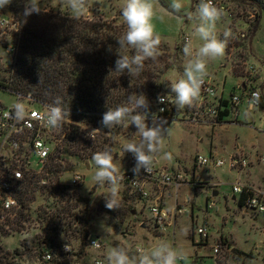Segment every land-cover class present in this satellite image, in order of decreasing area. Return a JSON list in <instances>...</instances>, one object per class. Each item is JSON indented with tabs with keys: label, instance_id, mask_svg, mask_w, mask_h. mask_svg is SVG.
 <instances>
[{
	"label": "built area",
	"instance_id": "built-area-1",
	"mask_svg": "<svg viewBox=\"0 0 264 264\" xmlns=\"http://www.w3.org/2000/svg\"><path fill=\"white\" fill-rule=\"evenodd\" d=\"M212 2L223 10L226 17L234 18L232 7L224 4L222 0H212ZM0 29V42L4 41L2 39L7 33L6 30H12V34L15 35L13 42L4 43L2 46L3 54L8 62L6 68L11 71L17 58L18 23L11 15L7 16L5 13L0 16ZM246 33L241 31L237 35L244 40ZM186 39H189L188 36L184 37V41ZM241 49H248V36L247 43ZM0 59H2L1 56ZM233 65L238 66L237 63L231 64L232 70H234ZM241 66L245 70L244 84L238 88L242 94L241 96L232 95L230 101H227V118H231L232 121L237 119V107L242 100L246 102L250 111L260 106L259 102L257 106L249 108L252 94L260 92L259 88H254L252 85L253 77L256 76L255 69L248 64L247 60H243ZM0 89L15 97V102L11 105L0 102V244L17 239L21 257L26 254L22 247L27 243L34 244L30 251L35 259L34 264H51L54 259H63V264H82L83 256L76 257V252L69 243L75 236L71 235V231L65 232L61 228L63 225L60 224L57 210L60 208L62 196L66 194L65 198H69V195L75 191L74 188L83 182L84 176L73 172L66 182L63 173L68 171L59 172L57 176H54V164L62 162L60 154L64 151L73 152L72 155L76 152L75 141L70 142L71 138H74L72 133L75 128L80 127L84 130V127L93 128V126L82 124L81 120L72 117L75 112L65 109L70 111V119H66L59 127L60 133L55 134L56 128H50L43 119V113L50 104L39 103L30 94L12 92L2 86ZM219 90L220 87L216 83L209 77H204L199 98L191 106L180 110L179 119L189 124H217L220 112L225 110L222 107L225 100ZM160 96L164 97V103L158 101ZM17 104H21L24 108L23 118L16 115L15 105ZM155 108L154 119L167 122L168 117L162 115L176 108L175 94L171 93L170 87L157 94ZM88 115V112L81 114L82 117ZM262 115L264 117V113ZM152 119L153 117L148 118L150 121ZM97 128H102V125ZM98 131L107 136L103 129ZM85 135L94 137L88 132H85ZM120 149L127 165L126 170L120 174L122 176L120 189L126 193L127 199L143 202L140 224H146L154 233L164 235L167 229L173 228L175 216L185 213L186 210L176 205L170 211L166 210L161 205L159 197H152L151 188H157V190L171 188L177 192L180 187L190 182L181 173L170 170L166 166H157L156 159L153 161L150 173L147 174L141 170L139 175H134L133 155L124 153L122 146ZM195 161L196 165L201 167L211 164L214 168H220L226 164L230 170L238 172L246 169L250 164L249 159L239 153L229 156L227 162L215 155L206 157L200 154L196 156ZM255 161L264 165V154L257 155ZM245 190L250 194L243 201V209L254 216H264V175L262 185L254 190L247 189L240 183L233 187V192L236 194H242ZM72 213L73 215L70 212L65 213L63 222L67 223L71 220V227L74 229L78 226L79 219L74 211ZM195 235L199 236L194 241L196 249L209 247L214 264H243L240 263V259L231 246L222 245L220 240L208 245L209 235L205 227H198L192 231L193 238ZM93 241H96L99 247H93ZM84 243L86 249L91 252L100 253L104 249L101 239L92 236L90 232ZM65 244L69 245L71 251H65ZM128 247L129 251L135 253L137 248L145 249L137 243H131ZM197 258L195 255L193 264H197ZM184 260L185 258L179 260L178 264H182ZM90 264H105V262L102 256L97 255L91 258Z\"/></svg>",
	"mask_w": 264,
	"mask_h": 264
},
{
	"label": "rangeland",
	"instance_id": "rangeland-1",
	"mask_svg": "<svg viewBox=\"0 0 264 264\" xmlns=\"http://www.w3.org/2000/svg\"><path fill=\"white\" fill-rule=\"evenodd\" d=\"M164 1L169 6L171 5V0ZM191 1L192 0H183V11L176 15L164 9L158 0H153L155 9L153 24L157 34L161 38L159 47L166 48L168 54L170 55L174 54L176 47L180 48L174 67L165 74L164 80L167 84L166 90L170 87L171 82L183 76L184 67L188 60V57H186L183 53V47L185 44L184 37L188 36L189 39L193 40L194 48H198L202 43V41L193 35L199 20L196 18L197 5H195V7L194 5L192 6ZM237 1L238 3L233 8V15L235 18L242 19L249 26H244L243 28L242 26H238L237 31L234 32L235 34H231L228 38L226 46L227 54L225 51L222 57L209 60L207 68L208 73L216 71L217 78L220 81L226 76L225 93L227 96L233 91L238 96H241L242 94V92L238 89L242 80L229 73L231 63H237V67L233 65L234 71L236 72V70L240 68V73L243 74H245V70L241 66L243 60L250 61L252 67L256 68H261L264 65V0H259L261 8H259V4L256 2L249 0ZM15 2H24L26 4V0H12L10 5L0 9V16L5 15V13H9V16L12 15L11 7ZM123 3L124 0H87L88 13L84 17L115 18L113 16L121 14ZM39 6L41 10H60L73 15L64 3V0H39ZM192 7L194 8V11L192 10ZM260 9H262L261 15ZM189 14H191V18ZM258 17L259 19L256 24ZM255 24V32L252 35L250 49H241V47L247 43V36H249V33ZM240 28L247 32L244 40L237 35V32H241ZM219 29L220 25L217 24L216 33ZM6 32L5 37L2 39L4 41L0 42V56L2 58L0 59V79L7 77L9 72L6 68L8 62L3 54L2 46L4 43H11L15 40V35L12 34V30H6ZM216 35L218 36V34ZM218 38L224 39V36L219 35ZM230 47L234 48L231 49ZM262 85H264V75ZM0 102L4 105H11L15 102V97L11 93L0 89ZM243 104H241V106H244ZM74 115L77 114L75 113ZM239 118L240 122L244 121L242 116ZM148 123L151 125L152 121L149 120ZM255 123V126L253 125L252 127L259 128L261 126V122H259V120H256ZM185 124L186 123H183L180 119L174 120L170 123H165L164 126L169 131L165 133L161 143V151L156 156L161 159L165 153L170 154V158H165L168 164L164 165L170 170L172 169L171 166H174L177 163V158H179L180 168L183 173H185L183 168L192 171L196 154L207 155L210 143L214 144L215 142L211 136L210 128L204 126L201 127V129L197 126H189L188 124ZM84 128V132H88L89 135H104L100 131H93L96 127ZM55 132V134H59V128H56ZM72 134L75 138V135L78 133L74 130ZM235 134H240L241 138L245 137V135H250L249 132L243 129L240 133L235 132V130H232L230 133L231 137ZM119 137L120 142L117 146H122V144L127 140L138 137L136 135V128L134 126L125 128L124 133L120 134ZM93 138L94 137H92V140ZM261 140L264 142V138ZM70 142L73 143V141ZM113 142L115 143V139ZM101 147L102 146H99L98 149H101ZM103 147H105V144ZM261 147L264 148V144L261 145ZM75 149L77 150L76 146ZM67 151L60 154V159L62 161L59 165L60 172L68 171L63 173V176L65 177L64 180L68 182V176H70L73 172H77L84 176L83 182L77 188H74L75 191L72 195H70L68 199L65 198L67 202L66 204L69 206L68 212L71 213L75 211L78 217H81L82 213H79V211L84 210L85 208L88 209L89 215L92 218L89 224L90 233L94 237L99 236V238L104 241L103 251L95 253L88 251L85 247V243L81 244L77 237L70 240L71 242L69 243L73 246L76 252V257L83 256L82 264H90L91 258L97 255L102 256L105 264H107V251L113 247H122L126 249V242L123 243L121 235H134L135 231L136 237L134 239H136V242L144 248L146 247L148 249L150 246L153 248L161 242H165L171 247L181 250L185 254V261L182 264H192L195 259L194 251L196 250L193 245V241L199 238L198 235H195L192 239V231H195L198 227L206 228L209 235L208 245L212 244L214 240L218 239L220 236H226L232 239L234 242V248L239 252L240 263L264 264V258L259 255L260 252L264 251V232L261 233L263 231L262 228L264 227V220L261 217H258L257 221H254L249 215H241L237 205L231 204L232 210L230 216L226 222L222 224L219 217L220 214L217 213L216 210H210L208 215H204L203 211L205 209V205L203 196H195L192 189L180 188L177 194V201L180 205H183L187 211L185 214L176 218L173 236L170 231H167L165 232V237L155 239L154 236H159V234L154 233L153 230L146 224L144 228L137 227V224L141 222V212L137 211L135 200L126 199V193L122 189H119L117 197L119 208L112 211L109 210L110 212H108V209L105 207L104 197L108 196L109 189L106 184L101 186L95 183L94 172L96 171V167L92 158H79L75 154L72 155L73 152L68 153L69 151ZM113 161L116 165L119 163L118 159H114ZM85 164H88V167H86ZM224 189L230 190L229 186L224 187ZM223 190L220 191L219 197L216 198L217 202L220 201V197L223 198ZM228 194L230 193L228 192ZM172 198V200L175 199L174 196ZM193 201L196 205L194 207L193 216L191 217V203H193ZM76 202L78 206L77 209L70 207V205L74 206ZM216 207L218 209L220 204H216ZM206 216L208 217L206 218ZM205 218L207 219L206 223ZM205 224L207 225L205 226ZM27 245L33 246L34 244L27 243ZM0 247L5 252L10 253L9 261L14 264L35 263V259L31 256V253L25 254V256L22 257L19 256L17 258H12L14 251L20 250L17 239L4 242L3 244H0ZM23 248L24 247H22V250ZM126 250H128V247ZM19 252L21 253V251ZM211 253L212 252L209 247L203 248L200 252H197V264H214ZM129 255L133 256L135 254L129 253ZM63 263V259H54L51 264Z\"/></svg>",
	"mask_w": 264,
	"mask_h": 264
},
{
	"label": "trees",
	"instance_id": "trees-1",
	"mask_svg": "<svg viewBox=\"0 0 264 264\" xmlns=\"http://www.w3.org/2000/svg\"><path fill=\"white\" fill-rule=\"evenodd\" d=\"M158 1L164 9L174 13L164 0ZM249 1L256 2L261 8L259 0ZM24 8V2H15L11 7L13 15L11 16L18 23L17 58L8 76L0 79V86L12 92L30 94L39 103L51 105L59 97L64 109L77 114L72 117L93 127L101 125L99 122L102 115L109 109L127 105L128 97L133 93H143L147 97L149 118L153 117L156 112L155 98L159 92L167 88L165 74L174 67L179 47L175 48L173 55L168 54L166 48L159 47L156 59L146 60L139 74L131 76L127 72L122 74L115 71L118 54L132 56L135 50L130 47L120 48L117 43V39L126 31V24L120 21V15L112 19L84 16L75 19L68 12L50 9L25 16ZM256 24L251 29L249 37L254 34ZM236 73H240V68ZM263 105L261 97L259 107ZM222 107L225 110L220 112L218 123H224L228 117V102H223ZM84 112H88L89 115L82 117L81 114ZM180 113V110L174 108L172 112L162 116L168 117L166 123H170L179 120ZM127 127L130 125L121 124L112 129L105 128L103 132L107 136L93 134V140L86 136L80 127L75 128L78 134L75 135V140L71 138L77 148L74 154L79 158H92L94 153L109 149L113 156L115 144L113 140L124 133ZM99 146H102L101 149H98ZM59 165L54 164V176L60 172ZM249 194L246 190L241 194L239 205H243ZM65 195L62 196L60 208L57 210L60 224L63 225L61 228L65 232L71 231V235L77 237L83 244L89 234L92 218L85 208L79 211L82 213L81 217L74 211L79 219L76 228L71 227V220L63 222L64 214L69 208ZM70 207L77 209V202ZM220 241L224 246L230 245L226 238L222 237ZM31 248V245L25 244L24 252L29 254ZM238 253L235 250V254L239 256ZM9 255L10 253L0 247V264H14L9 261ZM19 256L21 253L16 250L12 258Z\"/></svg>",
	"mask_w": 264,
	"mask_h": 264
},
{
	"label": "clouds",
	"instance_id": "clouds-1",
	"mask_svg": "<svg viewBox=\"0 0 264 264\" xmlns=\"http://www.w3.org/2000/svg\"><path fill=\"white\" fill-rule=\"evenodd\" d=\"M12 0H0V9L10 5ZM68 9L75 19H80L88 13L87 0H64ZM174 13L183 11V0H171L170 5ZM39 0H26L24 15L40 13ZM155 9L153 0H124L121 8V16L126 24L125 33L117 39L120 48L130 47L135 50L132 56L120 55L115 61V71L127 72L130 76L137 75L144 67L146 60H155L158 56V49L161 38L155 30L153 18ZM223 15V10L214 5L212 0H200L196 9V18L199 23L194 30V36L202 43L198 48H194L193 40L186 39L183 53L188 57L184 67L183 76L170 85L171 93L175 94V105L177 110L191 106L201 93L204 77L207 75L208 61L222 57L224 55L228 38L231 36L230 30L223 33L224 39L216 35V25ZM191 18V14H189ZM110 50V49H109ZM260 92H254L249 101V108L257 106L260 102ZM160 103H164V97H158ZM62 101L57 97L53 103L46 107L43 119L52 128H59L66 119H70V111L63 109ZM17 117L23 118L24 108L21 104L15 105ZM149 102L143 93H133L128 97L127 105L109 109L102 115L100 124L102 128L112 129L121 124L134 126L138 139H130L122 144L124 153H131L135 159L132 172L139 175L141 170L145 173L152 171V164L157 154L161 151L162 139L168 129L166 122H159L153 119L151 125L148 123ZM92 138V137H91ZM165 158H170V154L165 153ZM92 161L96 167L94 172L95 183L103 186L107 185L109 194L105 198L106 209L112 211L119 208L118 193L122 176L120 170L113 161L112 153L109 149L93 154ZM77 180H79L77 178ZM93 247H99L96 241ZM65 251H71L68 244H65ZM185 254L175 249L165 242H161L150 250L143 248L136 249V255L130 256L128 251L122 247H113L106 253L107 264H178L184 259Z\"/></svg>",
	"mask_w": 264,
	"mask_h": 264
},
{
	"label": "crops",
	"instance_id": "crops-1",
	"mask_svg": "<svg viewBox=\"0 0 264 264\" xmlns=\"http://www.w3.org/2000/svg\"><path fill=\"white\" fill-rule=\"evenodd\" d=\"M222 1L224 2V4H227L232 8H234V6L238 3L237 0H222ZM199 3H200V0H194V3H193L194 7L195 5L198 6ZM192 10L194 11L193 7H192ZM261 12H262V9H260V15H261ZM113 17H116V15ZM120 21L123 22L121 14H120ZM217 24L220 25V29L216 33L218 34V37L219 35H223L225 30H230L231 34L234 35L235 34L234 32L237 31L238 26L239 27L242 26V28L244 26H249L242 19H238L235 17L233 19H229L224 14L222 15L221 19L217 22ZM240 31L245 32L244 29H241V28H240ZM251 42H252V37L248 36V48L249 49L251 47ZM230 48L232 49L234 47H230ZM225 51L227 54V48L225 49ZM247 62L248 64L252 66L250 61H247ZM255 68L256 67H254V69ZM255 72H256V76L253 77L252 85L254 88H259L261 92V97L264 101V93H263L264 85H262L263 75H264V65L261 68H256ZM229 73H231L235 77L242 80V83L239 86H242L244 84L245 74L236 73L234 70L231 69V67H229ZM205 77H209L214 83H216L220 87L219 91H220V94L223 100L230 101V99L232 98V95H236L234 91L228 96L226 95L225 93L226 92L225 91V79H226L225 77L226 76L223 78V80L220 81L217 78V72L214 71L212 73L207 72V75ZM243 103H246V102L242 100L241 103L238 104V107H237L238 114H237V119L235 121H232L231 118H227L224 123H217V124H210V123L189 124L184 121L182 122L188 124L189 126L190 125L197 126L199 128L205 126L207 128H210L211 136L213 137L215 142L214 144L210 143V147H209L207 155H203V156L209 157V156L215 155V156L225 159V162H227V159L229 156L239 153V154L245 155L249 159L250 164L246 169L238 172L236 170H230L226 164L220 168H214L211 164H207L206 166H202V167L197 166L195 158L198 154H196L194 158V165H193L194 167L192 171H189L188 169L183 168L185 172L183 173L182 169L180 168L179 158H177V163L174 166H171L173 171L183 174L187 178V180L190 182L187 185L182 186L180 188L192 189L195 196L197 195L203 196L204 205H205V209L203 211L204 215H208L210 210H216V212L220 214L219 217L222 221V224H224L226 220L228 219V217L230 216V213L232 210L231 204L237 205L238 210L241 215H244V216L249 215L251 219H253L254 221H257L258 217H261L264 220L263 215L254 216L250 212L245 211V209H243V207L239 205V199H240L241 194H236L233 192V187L237 183L242 184L243 187L250 189V190L256 189L257 187L262 185L263 175H264V165L255 161V157L257 155L264 154V148L261 147V145L264 144V142H262L261 140L262 138H264V117L262 115L264 113V105L263 107L255 108L250 111L248 110L247 104H243ZM241 104H243L244 106H241ZM241 116L243 117V120H244L243 122L239 121L240 119L239 117ZM256 120H259V122H261V126L259 128L252 127L253 125L255 126ZM242 129L249 132L250 135H245V137L241 138L240 134H235L234 136L231 137L230 133L232 132V130H235V132L240 133ZM119 136L115 138L113 160L118 159L119 163L117 164V167L119 168L120 174H121L126 170L127 165L120 151L121 145L117 146L118 143L120 142ZM134 139H138V137H135ZM155 159H156L157 166H164L168 164V162L165 160V155H163L161 159L158 157H156ZM226 186H229L230 190H225L224 187ZM180 188L177 190V192H175L171 188H163L160 190H157V188H151V194H152V197H159L161 205L163 206V208H165L168 211H170L174 205L178 206L179 208H184L186 210V208L183 205H180L177 201V194ZM222 190L224 193L223 198L220 197V201L217 202L216 198L219 197V193ZM228 192L230 194H228ZM172 195L175 197L174 200H172L173 199ZM135 202H136L137 211H141L143 202L140 200H135ZM212 203H213V206H211ZM216 204H220V207L218 209L216 207ZM195 205L196 203L193 201V203H191V217L193 216ZM183 214H177L175 216L174 226L176 224V218ZM207 217L208 216H206V218ZM206 218H205V223L207 222ZM206 225L207 224H205V226ZM174 226L173 228L171 229L169 228L166 230V232L170 231V233H172V236L174 232ZM137 227L144 228L145 225H142L139 223L137 224ZM135 230H136V227H135ZM262 230L263 231L261 233L264 232V227L262 228ZM156 234H159V233H156ZM165 236H166L165 234L164 235L160 234L159 236L155 235L154 237L155 239H157V238H161ZM97 237L99 238V236ZM135 237H136V231L134 235H127V234L121 235L123 243L126 242L125 243L126 249L131 243H137L136 239H134ZM222 237L228 240L230 244L229 246H231L232 250L235 252L236 249L233 246L234 245L233 240L226 236L225 237L220 236L218 239H215L213 243L219 241ZM101 241L104 243L102 239ZM194 241H193V245L195 246ZM151 248H152L151 246L148 249L145 247V250H150ZM129 250L130 249L128 247L127 251L129 253H133L136 255L135 252H131ZM201 250L202 249H198V250L196 249L194 251V255H197V252H200ZM259 255H261L264 258V251L260 252ZM239 258L240 257L238 256V259Z\"/></svg>",
	"mask_w": 264,
	"mask_h": 264
},
{
	"label": "water",
	"instance_id": "water-1",
	"mask_svg": "<svg viewBox=\"0 0 264 264\" xmlns=\"http://www.w3.org/2000/svg\"><path fill=\"white\" fill-rule=\"evenodd\" d=\"M191 3H192V6H193L194 0H192ZM7 16H9V13H7ZM85 165H86V167H88V164H85Z\"/></svg>",
	"mask_w": 264,
	"mask_h": 264
}]
</instances>
